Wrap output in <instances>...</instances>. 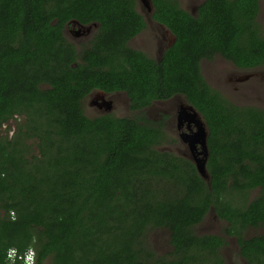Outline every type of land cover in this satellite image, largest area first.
<instances>
[{
	"label": "trees",
	"instance_id": "obj_1",
	"mask_svg": "<svg viewBox=\"0 0 264 264\" xmlns=\"http://www.w3.org/2000/svg\"><path fill=\"white\" fill-rule=\"evenodd\" d=\"M259 1L203 0L191 15L151 0L174 37L156 60L128 45L145 29L136 0H0V129L20 119L0 132V264L9 249L33 250L35 264H226L224 235L245 264H264V111L231 103L200 69L216 55L264 65ZM71 20L98 24L78 50ZM92 90L125 92L138 115L87 117ZM177 94L206 124L208 182L158 149L164 125L142 114ZM210 210L223 236L194 231ZM161 228L165 255L148 240Z\"/></svg>",
	"mask_w": 264,
	"mask_h": 264
},
{
	"label": "rangeland",
	"instance_id": "obj_2",
	"mask_svg": "<svg viewBox=\"0 0 264 264\" xmlns=\"http://www.w3.org/2000/svg\"><path fill=\"white\" fill-rule=\"evenodd\" d=\"M203 0H178L179 5L191 15H195L198 5ZM138 12L145 21V29L136 35L128 43L133 49L144 52L148 57L158 60L165 48L170 34L162 30L159 26L151 24V14L143 6L138 4ZM258 20L264 30V0L259 1ZM71 28H68L70 30ZM66 38L75 46L76 50L86 45L83 41L76 42L70 34L65 32ZM83 45L79 48V44ZM201 73L206 82L214 89L218 90L228 101L238 106L250 105L264 111V65L253 69H238L230 62L216 55L211 60L204 59L200 62ZM122 98H106L110 101L113 109L110 114L117 117H135L137 112L129 109L128 99L120 94ZM95 98H87L83 101V112L87 117H95L98 113L94 109L93 102ZM187 102L183 96H175L167 101H155L144 109L142 114L152 121H165L167 136L170 137L162 143L158 149L173 152L175 155L184 156L192 159V156L180 138L176 130V117L181 105ZM19 118L12 119L1 126L0 132L11 136L16 128ZM257 195V190L251 192L249 198ZM226 223L219 219L212 210H210L204 219L195 226L194 231L197 234H213L223 236V230ZM259 229L250 228L246 236L250 237L259 234ZM225 246L221 254L226 264H245L239 256L237 244L234 237H224ZM151 247L159 254L165 255L170 250L169 232L166 229H156L150 232L148 236ZM48 264V262H46Z\"/></svg>",
	"mask_w": 264,
	"mask_h": 264
},
{
	"label": "flooded vegetation",
	"instance_id": "obj_3",
	"mask_svg": "<svg viewBox=\"0 0 264 264\" xmlns=\"http://www.w3.org/2000/svg\"><path fill=\"white\" fill-rule=\"evenodd\" d=\"M136 3H137V1H136ZM137 7H138V4H137ZM137 10H138V8H137ZM152 12H153V7H152V11L150 12L151 15H152ZM150 21H151V24H155V25L159 26L162 30H166L170 34V32L168 31V29H166L162 24H160L157 21H155L152 18V16H151V20ZM68 28H71V29L68 30ZM97 28H98V24L97 23H88V24L83 25V24L78 23L77 21H72L71 20V21L67 22L64 25L63 34L65 36V34H66L65 32H67L68 34H70V36H72V38H75V40H76L77 43H79L80 41H83L84 44H87L91 40V38L94 35V33L97 30ZM170 36L172 37L171 34H170ZM169 42H170V39L167 41L165 47L169 44ZM82 45H83V43L82 44H79L77 46H79V48H80ZM120 94L125 95V98L128 99V96L123 91L103 92V91H100V90H92L85 98L86 99L87 98H95V101L93 102V105H94V109H96L97 110L96 112L98 113L96 116H101V115H111V116H114V115L110 114V111L113 109V106H112V104H111L110 101L106 100V98H122L120 96ZM178 95L179 94L173 95L171 98H173L175 96H178ZM180 96H182V95H180ZM170 99H168V100H170ZM165 101H167V100H165ZM128 102H129V100H128ZM153 102H155V101H153ZM137 113H139V112H137ZM115 117H117V116H115ZM155 122H162V124L164 125V129H165V121L164 120H159V121H155ZM176 130L178 131L180 140L184 144H186V146H187V148H188L191 156L192 157L193 156H199V154H198V152L200 151L199 146L197 145L196 146V149H192L191 150L190 147H189V145H188V143L184 141L185 136L187 134L188 135L192 134V132L195 130L194 123L188 122V121H184V120H182L181 123H179L178 120H177V117H176ZM165 131H166V129H165ZM168 139H170V137H168L167 140ZM177 156H180V155H177ZM181 157H184V156H181ZM184 158H186V157H184ZM186 159L190 160L189 158H186ZM224 236L225 237H230V236H226V235H224ZM235 242H236V239H235ZM236 244H237V242H236Z\"/></svg>",
	"mask_w": 264,
	"mask_h": 264
},
{
	"label": "water",
	"instance_id": "obj_4",
	"mask_svg": "<svg viewBox=\"0 0 264 264\" xmlns=\"http://www.w3.org/2000/svg\"><path fill=\"white\" fill-rule=\"evenodd\" d=\"M137 4L143 6L147 11H152L151 0H136ZM194 15V14H193ZM174 37H170V45ZM167 45V46H168ZM166 46V47H167ZM165 47V48H166ZM164 48V49H165ZM163 53V51H162ZM161 53V56H162ZM160 56V58H161ZM159 58V59H160ZM158 59V60H159ZM177 120L181 123L182 120L194 123L195 130L190 135H186L184 141L188 143L190 149H196L199 146V156H193L190 161L194 164L198 175L206 182L209 181V175L206 170V160L208 157L207 136L208 130L202 116L196 111L192 105H181L177 113Z\"/></svg>",
	"mask_w": 264,
	"mask_h": 264
},
{
	"label": "built area",
	"instance_id": "obj_5",
	"mask_svg": "<svg viewBox=\"0 0 264 264\" xmlns=\"http://www.w3.org/2000/svg\"><path fill=\"white\" fill-rule=\"evenodd\" d=\"M7 260L11 263L20 260L21 264H35L33 250H28L24 254H17L16 250L9 249L6 255Z\"/></svg>",
	"mask_w": 264,
	"mask_h": 264
}]
</instances>
